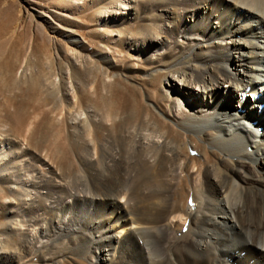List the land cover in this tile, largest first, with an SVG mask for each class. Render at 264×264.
I'll list each match as a JSON object with an SVG mask.
<instances>
[{
  "label": "bare ground",
  "instance_id": "bare-ground-1",
  "mask_svg": "<svg viewBox=\"0 0 264 264\" xmlns=\"http://www.w3.org/2000/svg\"><path fill=\"white\" fill-rule=\"evenodd\" d=\"M90 1L146 62L153 127L123 152L96 116L95 146L51 159L12 134L26 104L0 103V215L23 247L0 264H264V0Z\"/></svg>",
  "mask_w": 264,
  "mask_h": 264
},
{
  "label": "rangeland",
  "instance_id": "rangeland-1",
  "mask_svg": "<svg viewBox=\"0 0 264 264\" xmlns=\"http://www.w3.org/2000/svg\"><path fill=\"white\" fill-rule=\"evenodd\" d=\"M103 13L89 0H0V103L26 104L17 112L20 124L13 120L12 134L31 136V146L51 159L70 141L76 148L83 140L95 146L96 116L118 124L114 137L123 152L132 141L123 142L121 133L149 135L153 127L143 120L153 103L148 99L159 96L144 75L148 66L118 44L122 28L99 21ZM106 57L112 64L103 61ZM122 101L127 102L125 111L119 110ZM34 123L39 125L35 131ZM143 153L158 155L153 148ZM69 164L61 170L76 183L81 175L73 157ZM10 233L0 215V249H23L19 235ZM35 259L31 264H41ZM65 260L62 264H72Z\"/></svg>",
  "mask_w": 264,
  "mask_h": 264
}]
</instances>
